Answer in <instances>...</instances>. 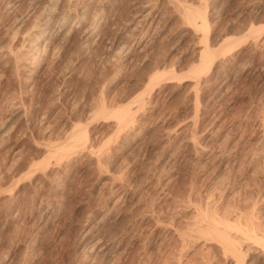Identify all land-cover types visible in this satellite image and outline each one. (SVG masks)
Segmentation results:
<instances>
[{
  "label": "rangeland",
  "instance_id": "1",
  "mask_svg": "<svg viewBox=\"0 0 264 264\" xmlns=\"http://www.w3.org/2000/svg\"><path fill=\"white\" fill-rule=\"evenodd\" d=\"M263 26L264 0H0V264H264ZM200 209L241 224L233 261Z\"/></svg>",
  "mask_w": 264,
  "mask_h": 264
},
{
  "label": "bare ground",
  "instance_id": "2",
  "mask_svg": "<svg viewBox=\"0 0 264 264\" xmlns=\"http://www.w3.org/2000/svg\"><path fill=\"white\" fill-rule=\"evenodd\" d=\"M186 10V9H185ZM198 10V9H197ZM197 10H195V11H192V9H189L188 8V10L185 12V14H182L183 16H184V20H185V23H187L188 25L189 24H191L192 25V27L195 29V30H197V32H200V31H202L203 32V35L201 34V36L200 37H202V39H203V45H202V49H201V51H200V59H199V63H198V65L196 64V66H194L193 68H191V71L190 72H192V74H199L200 72H201V70H203V68H204V66L208 63V61H210L209 59H211V57H214V56H211L213 53H215L214 51V49H211L209 46H208V44H207V41H206V35H205V30L207 29V25H206V18H205V15L203 14V12H201V10L199 11H197ZM184 11V10H183ZM65 12V11H64ZM202 14H201V13ZM48 13V12H47ZM50 13V12H49ZM68 13V12H67ZM67 13H65V14H67ZM65 14H63V15H61L59 18H57L56 19V24L58 23V26L59 27H61V28H63L64 26H66L67 25V21H68V16L67 15H65ZM52 14H49L46 18H45V16H43V18H45L44 20L42 19V23H41V27H40V29H39V31H38V37L39 38H42V37H44V35L48 32V31H50L49 29L52 27L53 28V26H52V24H51V16ZM181 15V16H182ZM73 18V17H72ZM72 18H70L69 17V19H72ZM197 18H198V20H199V24H197L198 22H197ZM53 20V19H52ZM79 20V19H78ZM53 21H55V20H53ZM52 21V22H53ZM40 22V21H39ZM66 23V24H65ZM40 24V23H39ZM54 24V23H53ZM72 25V24H71ZM70 24L68 25V26H71ZM186 25V24H185ZM55 26H57V25H55ZM57 26V27H58ZM259 26V25H258ZM77 27V26H76ZM93 27V26H92ZM264 27V26H263ZM39 28V27H38ZM51 28V29H52ZM252 28H255V27H253V25H252ZM257 28H259V27H257ZM256 28V29H257ZM261 28V27H260ZM259 28V29H260ZM56 29V28H55ZM58 29V28H57ZM249 29V28H248ZM262 29V28H261ZM59 30V29H58ZM70 30V29H69ZM68 30V31H69ZM190 30H192L191 28H190ZM198 30H200V31H198ZM252 30V29H251ZM250 30V31H251ZM53 31V30H52ZM193 31V30H192ZM58 32V31H57ZM66 32V31H65ZM196 32V33H197ZM202 32H200V33H202ZM246 32H248V31H246ZM53 33V32H52ZM256 33V32H255ZM36 34V35H37ZM50 34H51V32H50ZM247 34V33H246ZM246 34H245V36H246ZM251 34H253V33H251ZM251 34H249V35H251ZM48 35V34H47ZM240 36V35H239ZM239 36H237V37H239ZM46 37V36H45ZM200 37H199V39H200ZM198 39V38H197ZM238 39H240V38H238ZM241 39H242V37H241ZM35 40H37V39H35ZM236 40V39H235ZM234 39L232 40V43H233V41H235ZM228 41H230L229 39H225L224 38V40L222 41V43L220 44V45H218V43H217V45H218V49H220L221 47H223V45L224 44H226V43H228ZM238 41H240V40H238ZM242 41V40H241ZM236 42V41H235ZM200 43H202V41L200 42ZM211 44V43H210ZM213 45V44H212ZM211 45V46H212ZM216 45V44H215ZM231 46V45H230ZM215 47V46H214ZM215 48H217V47H215ZM227 48V47H226ZM229 48V47H228ZM226 51V50H225ZM216 52H217V49H216ZM222 54H223V52H222ZM221 53H220V55H222ZM225 55V54H224ZM211 61H212V59H211ZM210 63V62H209ZM207 67V66H206ZM206 70V69H205ZM168 72V71H167ZM172 73V72H171ZM196 75H194V76H196ZM165 76V72H162V70H161V72H155V73H153L152 75H150L149 76V79H148V84L149 83H153L154 82V84L157 82V80H159V79H161V78H163ZM199 76V75H198ZM201 76V75H200ZM147 84H146V88H147ZM150 86H151V84H150ZM145 89V88H144ZM119 109V108H118ZM101 110V109H100ZM121 110H124L123 108L121 109ZM115 110H112V111H109V112H114ZM117 111L119 112L120 110H116L115 112L117 113ZM127 111V110H126ZM114 112V113H115ZM114 113H112V114H114ZM120 114V113H119ZM124 114H126V113H124ZM116 115V114H115ZM116 116H118V117H120L118 114L116 115ZM115 116V117H116ZM124 117V116H123ZM125 117H126V115H125ZM118 120H119V118H117ZM120 120H121V118H120ZM85 132V131H84ZM78 135H80V134H78ZM83 135V134H82ZM84 138H86V134L84 133ZM77 136V135H76ZM83 137V136H82ZM61 149V148H60ZM58 150V149H57ZM62 150H64L63 148H62ZM59 151V150H58ZM62 153V152H61ZM202 205V204H201ZM206 206V205H205ZM218 206H220L221 207V205L219 204ZM209 208V207H208ZM207 208V209H208ZM218 208V207H217ZM222 210V209H221ZM242 210V209H241ZM199 211V210H198ZM205 211V210H204ZM203 210H202V213H201V209H200V214L201 215H203V212H204ZM207 211H209V210H207ZM210 211H211V209H210ZM199 212H198V214H199ZM206 212V211H205ZM204 212V213H205ZM212 212V211H211ZM216 212H218L217 210H216ZM215 211L213 212L214 214L213 215H215V216H217V213H216ZM199 214V223L201 224V222H204V220H203V217L204 216H202L201 217V215ZM208 213L206 212L204 215H205V218H206V220L207 219H209V218H211L212 217V215H210L211 217H209V218H207L206 217V215H207ZM209 214H212V213H209ZM209 214L207 215V216H209ZM225 214V213H224ZM230 213H228V215H229ZM242 214H244V213H242ZM236 215V214H235ZM239 215H241V214H238V216L236 215L235 217H238V219L240 218L241 219V216L239 217ZM223 217V216H222ZM221 217V218H222ZM226 217V216H225ZM234 217V218H235ZM200 218H202V221L200 220ZM215 218V219H214ZM216 218L218 219L219 218V215H218V217H213V218H211V219H209L208 220V223H207V225L206 226H203V227H206V229L204 228V229H201L202 227H200V230H199V228L198 229H196V227H194L193 225H195V223H196V221H195V223L192 225V227L191 228H195L196 229V232L198 231V234H204L205 235V239L206 240H204V241H206L207 242V239H208V241H209V238H210V241H212L213 240V242L215 241V242H217V243H215V245L216 244H218V245H220L219 246V249L221 250L222 249V251H223V254L224 255H222L223 257H224V259H226L225 257L227 256V254L230 256V260H232L233 259V256L235 257L236 255H237V247L239 248V246H237V245H239V243H238V241H236V239L238 238V237H240L239 235L237 236V238L235 239V241H233L232 239H231V237H232V235H230V234H232L231 232L233 231V229H232V226H233V228L235 229V227L236 226H234V225H229L228 223H222L223 221H224V219H223V221H222V219L221 218H219V219H221V223H220V220L218 219V220H216ZM227 218H229V217H227ZM252 218V217H251ZM231 218H229L228 219V221L230 220ZM244 219V218H243ZM246 219L247 220H249L248 219V216L246 217ZM226 220V219H225ZM234 220H236V218L234 219ZM246 220V221H247ZM197 221V222H198ZM239 221V220H238ZM245 221V220H244ZM225 222V221H224ZM253 222V221H252ZM199 223L198 224H196L197 226L199 225ZM242 223V222H241ZM244 223V222H243ZM247 223V222H246ZM251 223V222H250ZM254 223V222H253ZM205 224H206V222H205ZM204 224V225H205ZM232 224V223H231ZM234 224H235V222H234ZM239 224H240V222H239ZM245 224V223H244ZM249 224V223H248ZM258 224V223H257ZM201 225H203V223L201 224ZM241 225V224H240ZM240 225H238V226H240ZM251 225H252V223H251ZM254 225V224H253ZM237 226V227H238ZM244 226V225H243ZM246 226V225H245ZM250 226V225H249ZM255 226H259V224L258 225H255ZM236 227V228H237ZM241 228H242V226H240ZM262 227V226H261ZM261 227L259 228V230L261 229ZM241 228H238L239 230H241ZM247 227H245V228H243V229H246ZM252 229H253V231H256V230H254V229H256V228H254V226L253 227H251ZM251 228H249V229H251ZM263 228V227H262ZM243 229H242V232H244L243 231ZM248 229V230H249ZM190 230V228L189 229H187V232L186 233H190L191 232V230H190V232H188ZM230 230H231V232H230ZM237 229H235V231H236ZM247 229H246V231H248ZM262 230V229H261ZM235 231H233V232H235ZM246 231H245V233H246ZM250 231H252V230H250ZM252 231V232H253ZM264 231V230H263ZM192 232H194V231H192ZM196 232H194V233H196ZM200 232V233H199ZM241 232V233H242ZM257 232H258V230H257ZM257 232H255V234H259V233H257ZM194 233H191V234H188L189 236V240H192V238H194V236H195V234ZM245 233H243V234H245ZM248 234H249V232H247ZM192 234H194V236H191L190 237V235H192ZM200 234V236H201V238H203L202 237V235ZM236 234V233H235ZM203 235V236H204ZM209 237V238H207V236ZM237 235V234H236ZM246 235V234H245ZM250 235V234H249ZM263 235V234H262ZM196 236H199V235H197V233H196ZM251 237H252V235H250ZM256 236V235H255ZM255 236H253V237H255ZM186 237V235H184V238ZM200 238V237H199ZM241 238V237H240ZM244 238H246V239H248L249 238V236L248 237H246V236H244ZM255 238H257V237H255ZM259 238V237H258ZM183 239V238H182ZM234 239V238H233ZM251 238H249V241H251L250 240ZM184 240V239H183ZM256 240V239H255ZM254 241V240H253ZM259 241V240H258ZM263 241V243H264V240H262ZM184 242V241H183ZM238 243L237 245H236V243ZM205 243V242H204ZM251 243V242H250ZM249 243V244H250ZM255 243V242H254ZM212 244V243H211ZM248 244V245H249ZM251 245V244H250ZM253 246H254V244H252ZM256 245H258L259 246V244H256ZM217 246V245H216ZM237 246V247H236ZM221 247V248H220ZM216 248H218V247H216ZM249 248V247H248ZM251 248H253V247H251ZM260 248V247H259ZM247 249V248H246ZM250 249V248H249ZM240 250V249H239ZM262 250V249H261ZM220 253H222V252H220ZM263 254V253H262ZM259 257V256H258ZM263 259H264V257H263ZM262 259V260H263ZM228 260H229V258H228ZM233 261V260H232ZM234 261H235V259H234ZM233 261V263L234 264H237V263H235ZM239 261L241 262V259H239ZM230 263V262H229ZM232 263V264H233ZM241 264V263H240Z\"/></svg>",
  "mask_w": 264,
  "mask_h": 264
}]
</instances>
